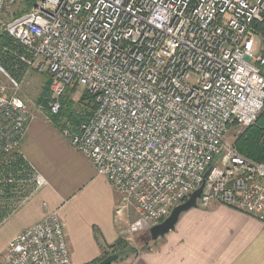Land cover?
<instances>
[{
    "label": "built area",
    "instance_id": "2783aa9c",
    "mask_svg": "<svg viewBox=\"0 0 264 264\" xmlns=\"http://www.w3.org/2000/svg\"><path fill=\"white\" fill-rule=\"evenodd\" d=\"M25 1L0 0V29L22 47L14 56L25 72L48 78L37 112L57 117L72 87L95 97L92 117L61 133L117 194L127 241L147 236L208 170L199 208L220 204L264 225V160L227 142L264 110V43L254 27L264 0H36L13 15ZM0 76L8 83L0 86V162L6 170L15 158L24 163L18 174L0 171V185L30 195L46 185L21 154L35 117L1 66ZM1 258L71 264L57 212L14 237Z\"/></svg>",
    "mask_w": 264,
    "mask_h": 264
},
{
    "label": "crops",
    "instance_id": "0c3cea01",
    "mask_svg": "<svg viewBox=\"0 0 264 264\" xmlns=\"http://www.w3.org/2000/svg\"><path fill=\"white\" fill-rule=\"evenodd\" d=\"M64 128L35 112L21 154L46 185L19 203L20 198L0 200L8 203L0 207V264L7 244L51 212L62 223L71 264H97L119 241L129 250L121 258L115 254L113 264H264V225L216 203L182 214L174 230L155 242L135 237L132 242L141 247H127L130 241L115 220L117 194L71 147Z\"/></svg>",
    "mask_w": 264,
    "mask_h": 264
},
{
    "label": "trees",
    "instance_id": "16d2710c",
    "mask_svg": "<svg viewBox=\"0 0 264 264\" xmlns=\"http://www.w3.org/2000/svg\"><path fill=\"white\" fill-rule=\"evenodd\" d=\"M36 0H26L24 3L23 11L26 12L30 10ZM255 31L257 35L262 39L264 43V18L262 22L256 24ZM23 50L22 47L15 44L8 36L2 33L0 29V66L4 69V71L11 77H22L23 73L25 72V67L18 61V59L14 56V54H22ZM11 75H10V74ZM77 87H72L66 91V93L71 92L74 93ZM42 103L46 101L45 98H41L40 100ZM79 104L83 105V109L78 113L77 118L81 120L80 123L88 121L95 109H96V102L95 97L92 96L87 90H84L82 94ZM63 107L61 108L62 111ZM61 116L60 114L55 117L56 121H59ZM50 118L55 121V118L50 115ZM54 118V119H53ZM68 119H74V117L69 114ZM67 123L71 124L72 122L67 120ZM63 126V125H62ZM73 126V125H72ZM234 149L236 152L255 163H260L264 160V110L255 122L254 125L248 127L240 136L236 138L234 142ZM16 160L11 165L10 169L6 170L5 165L3 162H0V171H3V174H7L8 171H11L13 174H18L21 171V166L24 164L20 159L15 158ZM8 188L4 185H0V200H5L8 198ZM7 201V200H6ZM4 206L7 207L8 203L4 201H0V207ZM120 246V247H119ZM119 247V248H118ZM124 243L123 241H119L115 246L111 247L112 251L110 255L119 254L120 255L121 249H123ZM108 257L105 256V258ZM104 258V259H105Z\"/></svg>",
    "mask_w": 264,
    "mask_h": 264
},
{
    "label": "rangeland",
    "instance_id": "374dc122",
    "mask_svg": "<svg viewBox=\"0 0 264 264\" xmlns=\"http://www.w3.org/2000/svg\"><path fill=\"white\" fill-rule=\"evenodd\" d=\"M22 8L23 7L21 6L17 7L12 12V14L13 15L18 14L20 10H23ZM11 78L16 80L19 83V90L17 92V95L26 103L27 108L32 113V115L35 117V112H37L36 106L38 104H45V102L42 103L40 101L41 98H45L46 100H48L49 81H48L47 76L45 74L36 73L34 71H28V72H24L22 77H18V78L11 77ZM0 86H4L5 89L8 90V83L6 79L2 76H0ZM84 90L85 89L77 88L74 90L75 91L74 93L72 94L71 92L65 93V95L61 98V105L63 109L61 111V116L58 118H60L61 125H63V127L69 128V129L74 128L81 122V120L78 119L77 116H78V113L83 109V106L85 105V104L83 105L79 104V100L82 94L84 93ZM42 113H45L46 117L52 120L46 109H44ZM69 114H71L74 117L73 120L68 119ZM67 120L72 123L71 124L67 123ZM55 121H56V118H55ZM245 130L246 129L242 130L236 137L234 136L232 132H230L227 136V142L229 143L235 142L236 138L240 136ZM18 192L19 194L15 196L10 195L9 197L10 198L16 197L15 200H18L20 198L18 200V203H19V201L23 200V198L26 197L30 191H26V188H23V189H19ZM5 200H7V198ZM128 244H132L137 249L141 247L140 245L139 246L135 245L132 241L126 242L127 247H129ZM125 249L126 247L123 250H121V253H120L121 256L125 255V253L129 250L128 248L126 250Z\"/></svg>",
    "mask_w": 264,
    "mask_h": 264
},
{
    "label": "water",
    "instance_id": "95a60500",
    "mask_svg": "<svg viewBox=\"0 0 264 264\" xmlns=\"http://www.w3.org/2000/svg\"><path fill=\"white\" fill-rule=\"evenodd\" d=\"M208 174H209V170L204 174L203 182L201 186L197 190H195L185 202L173 208L169 216L165 220L153 226L149 230L147 234L148 236L147 241L155 242L159 238L164 237L169 232L174 230L175 225L177 224L182 214L188 212L191 209L197 208V201L200 198L201 192L205 184V179L208 176ZM117 260H118V255H110L97 264H113Z\"/></svg>",
    "mask_w": 264,
    "mask_h": 264
},
{
    "label": "bare ground",
    "instance_id": "6f19581e",
    "mask_svg": "<svg viewBox=\"0 0 264 264\" xmlns=\"http://www.w3.org/2000/svg\"><path fill=\"white\" fill-rule=\"evenodd\" d=\"M182 204V203H181ZM180 205V204H179ZM178 206V205H177ZM197 207H198V205H197Z\"/></svg>",
    "mask_w": 264,
    "mask_h": 264
}]
</instances>
